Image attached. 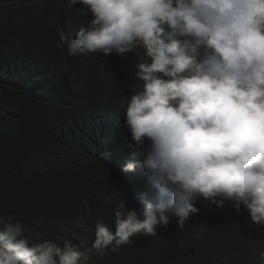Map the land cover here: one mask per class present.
Returning a JSON list of instances; mask_svg holds the SVG:
<instances>
[{
	"label": "clouds",
	"instance_id": "9594fccd",
	"mask_svg": "<svg viewBox=\"0 0 264 264\" xmlns=\"http://www.w3.org/2000/svg\"><path fill=\"white\" fill-rule=\"evenodd\" d=\"M92 14L64 43L72 56L143 49L133 79L142 87L124 109L153 193L139 208L98 222L89 251L70 241L34 242L20 221L0 216V264H89L133 237L156 236L173 217L180 230L199 209L233 203L264 225V0H68ZM149 144L145 148V141ZM264 256V253H261Z\"/></svg>",
	"mask_w": 264,
	"mask_h": 264
},
{
	"label": "trees",
	"instance_id": "16d2710c",
	"mask_svg": "<svg viewBox=\"0 0 264 264\" xmlns=\"http://www.w3.org/2000/svg\"><path fill=\"white\" fill-rule=\"evenodd\" d=\"M91 12L68 0H0V216L21 222L34 242L65 241L89 251L98 222L113 230L114 212L139 208L153 190L123 116L142 87L124 56H72L64 43ZM149 142L145 141V148ZM180 230L173 217L156 236L133 237L118 253L89 264H264V225L247 210L200 198Z\"/></svg>",
	"mask_w": 264,
	"mask_h": 264
}]
</instances>
